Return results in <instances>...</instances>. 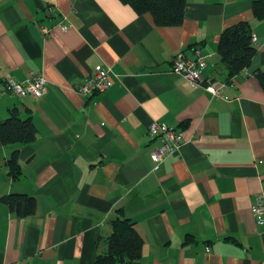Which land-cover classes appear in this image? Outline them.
<instances>
[{
    "label": "crops",
    "instance_id": "0c3cea01",
    "mask_svg": "<svg viewBox=\"0 0 264 264\" xmlns=\"http://www.w3.org/2000/svg\"><path fill=\"white\" fill-rule=\"evenodd\" d=\"M239 21L250 24L256 53L227 78L217 43ZM194 49L206 56L203 76L224 81L220 94L171 70ZM98 67L113 84L80 95ZM31 70L47 80L43 96L0 91V121L16 109L36 128L31 143L0 145V264H94L118 213L142 238L140 264H264V224L250 212L264 193V90L255 76L264 70V19L252 0H185L176 26L120 0H0V82ZM151 121L182 137L157 168ZM15 149L17 178L7 164ZM10 193L33 197L34 211L12 212L2 201Z\"/></svg>",
    "mask_w": 264,
    "mask_h": 264
},
{
    "label": "trees",
    "instance_id": "16d2710c",
    "mask_svg": "<svg viewBox=\"0 0 264 264\" xmlns=\"http://www.w3.org/2000/svg\"><path fill=\"white\" fill-rule=\"evenodd\" d=\"M129 4L136 13H149L158 26H176L183 20L185 0H120ZM252 10L259 19H264V0H252ZM252 29L247 21H239L222 30L217 43L221 63L227 78L240 73L250 64L256 53L252 41ZM255 76L264 90V70ZM36 138V128L30 117L21 118L16 109L0 121V145L28 144ZM18 149L7 160L9 173L17 178L20 168L17 162ZM9 209L18 216L34 211L35 200L25 193H10L2 198ZM110 232L102 239L106 249L95 256L94 264H140L142 238L129 218L118 213L109 221Z\"/></svg>",
    "mask_w": 264,
    "mask_h": 264
},
{
    "label": "built area",
    "instance_id": "2783aa9c",
    "mask_svg": "<svg viewBox=\"0 0 264 264\" xmlns=\"http://www.w3.org/2000/svg\"><path fill=\"white\" fill-rule=\"evenodd\" d=\"M48 10L52 12V7H48ZM57 26L65 30L68 28V23L62 18L57 22ZM42 31L44 34H47L49 28L43 26ZM251 41L252 43L256 41L255 35L251 36ZM206 66V56L200 49H194L190 56L174 57L171 70L174 73L182 75L194 87L201 86L214 95L220 94L221 88L224 86V81L214 79L210 76L204 77L202 72ZM112 84L111 70L108 67H98L83 79L76 91L84 97H89L104 92ZM0 91L15 96L30 95L37 98L46 93L47 80L40 72L31 70L27 78L22 81L16 80L12 76L5 77L0 82ZM146 133L150 138H159L160 140L159 146L155 147L151 153L156 165L155 168L166 158L176 154L182 145L181 134L175 127L166 123L151 121L146 128ZM250 212L256 224H264L263 192L254 196L250 205Z\"/></svg>",
    "mask_w": 264,
    "mask_h": 264
}]
</instances>
